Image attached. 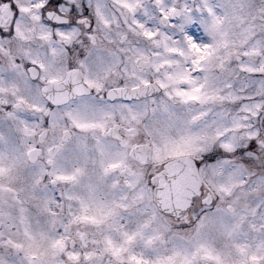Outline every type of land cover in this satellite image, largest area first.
<instances>
[{"label":"snow or ice","instance_id":"1","mask_svg":"<svg viewBox=\"0 0 264 264\" xmlns=\"http://www.w3.org/2000/svg\"><path fill=\"white\" fill-rule=\"evenodd\" d=\"M0 264H264V0H0Z\"/></svg>","mask_w":264,"mask_h":264}]
</instances>
